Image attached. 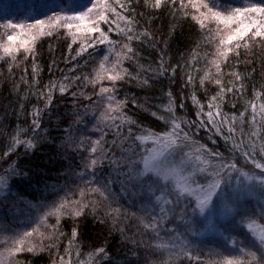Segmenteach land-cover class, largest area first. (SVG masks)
I'll return each instance as SVG.
<instances>
[{
	"label": "trees",
	"instance_id": "trees-1",
	"mask_svg": "<svg viewBox=\"0 0 264 264\" xmlns=\"http://www.w3.org/2000/svg\"><path fill=\"white\" fill-rule=\"evenodd\" d=\"M204 2H211L216 10L225 14L233 8L264 6V0ZM153 3L154 0L147 4L145 0H119V3L108 0L119 15L132 21L129 25L111 11L106 13L108 22H99L100 28L113 43H100L99 33L86 40L84 34L76 33L75 27L71 30L56 27L51 35L37 38L34 55H28L27 59L23 51L15 61L0 52L3 57L0 59V179L8 185L0 193V239L7 240V244L0 242V251L8 253L6 249L14 247L13 239L24 231L50 232L49 226L56 225V217L45 218V214L64 198L80 200L82 188L85 202L98 201L95 211L89 204L78 218H60L59 231L63 235L44 241L45 245L51 243L54 247L38 254L17 252L9 257L8 264H52L53 260L65 255L69 241H72L71 255L65 258L70 259L71 264H228L229 261L257 264L249 254L251 251L257 253L258 264H264L261 258L264 249L253 242L247 230L250 224L257 232L264 228V188L254 181L239 201L229 205L232 209L229 214L223 213L222 206L216 209L209 217L215 224L212 229L206 217H191L187 200L166 206L167 215L158 226L159 236L146 231L140 223L142 219L151 222L153 215H160L163 200L157 202L156 196L169 197L160 184L149 189L154 179L150 175L143 181L128 177L126 173L130 168L125 166V161L129 157L142 161L156 147L151 139L136 140L137 136L168 131L170 125L158 117L170 118L171 114L164 110L170 99L174 101L172 106L177 117L199 123L196 117L199 108L192 100L193 94L207 113L210 97L219 92V87L210 81L201 87L200 78L206 72L213 80L220 78L225 87L234 86L233 92L216 102L221 110L216 120L219 124L224 116L231 120L235 115V134L226 140L229 137L227 126L217 133L216 127L208 124V117L203 115L205 126L193 125L190 129L195 144L182 149L176 160L179 161L183 152H189L188 164L195 172L194 179L206 183L208 177L197 170L195 157L201 155L213 164L218 161L207 153L196 152L197 147L204 146L211 152L221 153L225 162L235 163L240 171L264 176L243 155L248 151L250 156L254 154V159L264 163V155H261L264 114L260 113V105L264 104V40L251 41L249 35L247 47L243 46V41L239 48L234 46L236 42L228 45L232 51L226 59L219 58L221 75L217 77L216 68L210 62L217 59L218 47L223 50L219 44L220 39L227 36L223 25L204 20L190 5L182 8L181 0H174V3L163 0L159 9L152 6ZM86 5L90 6L89 0H0V24L9 21L30 24L74 7L84 10ZM200 11L206 12L203 8ZM245 15L260 19L257 13ZM194 16L197 19H193ZM128 27L133 31L127 34L139 36V39L130 42L126 39L119 29ZM4 31L0 28V43H6ZM125 43L134 51L128 54L131 58L122 59L121 67L127 74L122 73L124 78L116 82L114 95L126 102L123 112L134 123L123 124L118 135L111 120L101 119V113L107 112L108 101L106 94L98 95L101 87H111L112 82L103 79L93 84L85 77L94 78L102 61L110 69L117 60L116 53L124 52L121 46ZM161 61L166 69L163 75L159 74ZM234 74H239L241 79L237 81ZM189 75L193 83L186 85ZM53 82L67 85V91L61 94L59 87H46ZM49 91L50 104L46 99ZM253 103L256 104V123L251 122ZM37 110L40 127L34 132L33 119ZM242 112L243 117L240 116ZM213 113L215 117V109ZM119 123V120L115 122ZM129 127L131 137L127 131ZM17 136L20 139L34 137L35 147L26 150L20 145L9 152ZM101 137L97 153H91L93 142ZM234 144L240 145L239 151ZM95 157H100V163L93 173L86 170V166ZM134 168L142 169V163L135 164ZM21 172L26 176L18 175ZM238 175L239 171L233 172L232 185L235 187L239 183L244 187L240 179L236 181ZM93 179L101 185L109 179L113 181L108 185L107 200L89 193V187L95 184L89 186L86 182ZM223 179L227 182L228 175ZM73 228L78 231L74 240ZM173 242L178 246L171 247ZM161 243L170 246L157 248ZM101 248L105 251L98 253ZM185 252H191V258Z\"/></svg>",
	"mask_w": 264,
	"mask_h": 264
},
{
	"label": "snow or ice",
	"instance_id": "snow-or-ice-1",
	"mask_svg": "<svg viewBox=\"0 0 264 264\" xmlns=\"http://www.w3.org/2000/svg\"><path fill=\"white\" fill-rule=\"evenodd\" d=\"M163 0H154L152 6L159 9L161 7ZM119 3V0H117ZM145 3H149V0H145ZM174 3V0H173ZM89 5H86L84 10L76 12L72 15H61L59 13L54 14L51 17H48L47 20H36L34 23L24 24V23H14V22H6L0 24V28L4 29V36L6 37V43H0V52L3 53L4 57H8L11 60L15 61L17 56L21 51L25 53V59H27L28 55H34V43L38 37L44 35H51L52 30L56 27H64L69 30L75 27L76 33L84 34L85 39L92 37L94 33H99V42L100 43H113L109 36L100 28L99 22H108V16L106 13L111 11L116 14L120 20L125 21L127 24H131L132 21L125 17L119 15L116 12V9L111 7L108 4V0H89ZM190 5L193 9L196 10L197 13L204 20H213L218 24L223 25L224 29L227 30L226 38H222L219 41L220 46H223V50L217 49V59H214L210 63L213 64L216 68V75L219 77L221 75V67L219 58H227L229 52L232 51L228 45H232L235 43V47H241L240 41H243V46L247 47L249 45V40L246 37H249L251 41H255L257 38L264 40V6L251 5L247 8H233L231 12L225 14V12L221 10H216V6L211 2H204V0H188V4H185V0H181V7H186ZM121 8H124V5H120ZM201 8L205 9L206 12H201ZM257 13L260 16V19H253L249 15L245 14ZM193 19H197L196 16ZM248 20V23L244 21ZM203 26V20L199 21ZM236 25L235 27H232ZM119 27V26H117ZM46 29L48 31H46ZM8 30H11L10 32ZM121 32H124L126 35V39L130 42L134 38L139 39V36L128 35L127 33H131L133 29L128 27L126 30L123 28L119 29ZM109 31H112L110 28ZM88 46H92L89 44ZM124 49L123 53H116L117 60L114 62L110 69L105 67V64L102 62L100 64V71L96 73V76L92 79L89 77H85V80H88L90 83H97L102 81L103 79H107L112 82L111 87H101L98 95L106 94L105 98L108 101L106 107L107 112L101 113L102 120H111L115 125L117 134H120L121 126L123 124H133L129 117H127L123 108L125 106V101L118 100L114 95L116 88L115 84L117 81L124 78L123 74H127L126 69H122V59L131 58L128 54L133 53V49L129 43H125L121 46ZM79 55V53H78ZM3 57H0L2 59ZM105 60L108 59L106 56ZM36 69L33 68V72L35 73ZM166 69L164 67L163 61H161L159 74L163 75ZM172 72H175V68L172 69ZM123 73V74H122ZM237 81L241 79L239 74H234ZM79 79V77H77ZM206 81H210L219 87V92L216 96L210 97V102L208 104L209 111L207 113L203 112V105H200L197 100L195 94L192 96V100L194 104H196L199 110L196 113L197 120L199 123L196 124L195 121H187L183 118L177 117L175 115V111L173 108L174 101L170 99L169 106L164 110L171 114L170 118L158 117L159 119L165 120L169 125L168 131L164 133H154L149 132L146 137L137 136L136 140H148L151 139V142L156 145V147L151 150V152L142 158V161H133L130 157L127 161H125V166L130 168V171L126 173L128 177H135L138 179H143L148 177H154L152 182L149 184V189L153 187V185L160 184L164 189L167 190L168 199H164L163 194L160 196H156L157 202L163 200V205L160 206V215H153L151 222H146L143 219L140 221L143 228L148 231H153L157 236H159L158 226L162 222V219L166 217L167 211L166 206L172 204H179L182 201L187 200V209L191 210V217H211L216 209L220 206L223 207V213L225 215L229 214L232 209L229 205L235 201H239L242 198V193L245 191H249L248 184H251L253 181L259 184L262 188H264V176H257L255 174H249L248 172L240 171L237 169L235 163H228L224 161V158L219 152H211L204 146H199L196 148L197 153H207L209 157L215 158L218 163L213 164L210 159H205L201 155H197L195 159L198 161L196 165L197 170L206 174L208 177L206 183H198L195 179V172L190 170L188 160L191 158L189 152H183L179 161L176 160V156L181 153V150L187 147L192 146L195 142L192 140L190 135L191 126L195 125L196 127H204L205 121L201 118L203 115L208 117L207 123L216 127L217 133H220L224 126H227V130L229 133V137L225 139H229L231 136L235 134V120L236 117L233 115L231 120L227 116H224L220 119L219 124H217V117L221 116L220 104L216 103L217 101L223 100L226 93H231L234 90V86L225 87L222 80L220 78L212 79L210 73L206 72L204 76L200 78L201 87L204 86ZM147 84V80L144 81ZM186 85L193 83V77L189 75L186 80ZM48 88L54 89L59 87V91L61 94H64L67 91V85L63 83L57 84L53 82L51 85L46 86ZM237 91L239 89H236ZM171 97V94L169 93ZM47 102L50 104L52 100L51 91L48 92L46 97ZM183 108V104L180 106ZM252 108V123H256V104L253 103L251 105ZM213 109H215V117L213 113ZM260 113L264 114V104L260 105ZM39 110L36 111L35 117L33 119V125L35 132L40 127L39 123ZM155 115V113H153ZM240 116L243 117L244 113H240ZM119 120V124H115V122ZM129 137L132 135V129L128 128ZM129 137H125L127 139ZM103 137L99 140L93 142V146L91 148V153H97V145L101 144ZM23 145L26 150H31L35 147L34 137L28 139H20L18 136L13 138L12 147L9 149V152L14 151L16 147ZM234 147L237 151L240 149V145L234 144ZM9 153H5L8 155ZM245 158L249 163L254 164L256 169H259L261 173H264V163H261L253 158L254 154L250 156L248 151L243 153ZM261 155H264V148L261 149ZM100 163V157L91 158L86 166V170L95 172L96 166ZM119 165V161L116 162ZM137 163H142V169L136 170L134 165ZM232 170V171H229ZM235 171H239L240 177H243L247 184L244 187H240L239 183L237 186L232 185V174ZM228 175V181L225 182L223 176ZM20 176H26V173H18ZM83 175V173H81ZM87 185L95 184V187H89V193L99 194V196L105 200L108 199V185L113 183L111 179L105 182V184L101 185L95 179L89 180L86 182ZM171 184V187H169ZM8 185L3 180L0 179V190L7 189ZM85 195V190L82 188L80 190V200H70L68 198H64L59 204L54 205L46 214L47 216H55L56 217V225L49 226L51 231L47 234L43 232H38L37 229H33L31 231H24L22 234H18L17 237L13 239L14 247L10 249H6L9 256H14L15 253L21 251H28L38 254L39 251H44L45 248L51 249L54 247V244H44L45 240L51 241L54 238L58 239L59 236H62L63 233L59 231V222L62 216H71L73 218L80 217L84 209L92 205L93 211H95L98 201L93 199L89 202H85L83 197ZM186 209V211H187ZM110 215V213H109ZM43 222V220H42ZM185 223H188L186 221ZM248 232L251 235L253 242L258 245L261 249H264V228H261L258 232L255 228L250 224L248 226ZM172 231V230H169ZM78 231L76 228L72 230V238L73 240L77 237ZM177 236L180 234L177 233ZM37 237V240H34L33 237ZM5 243L7 241H4ZM72 245V241H69V247L65 249V255L59 256L56 260H53L52 264H71L70 259H66L65 257H70L71 251L70 246ZM170 245L168 243H161L156 245L157 248H168ZM178 245L175 242L172 243L171 247H177ZM243 251V249H241ZM105 250L103 248L98 249V253H103ZM250 256L253 261H256L258 264V257L255 251H251ZM185 255L191 258V252H185ZM264 258V257H261ZM228 264H233L232 261H229Z\"/></svg>",
	"mask_w": 264,
	"mask_h": 264
},
{
	"label": "rangeland",
	"instance_id": "rangeland-1",
	"mask_svg": "<svg viewBox=\"0 0 264 264\" xmlns=\"http://www.w3.org/2000/svg\"><path fill=\"white\" fill-rule=\"evenodd\" d=\"M82 10L83 9H80L78 7H74V8L68 9L67 11L60 12L59 14H61V15H72V14H74L76 12H79V11H82ZM233 26H236V25H233ZM223 29H224V26H223ZM99 70H100V67H99ZM238 179H240L244 185L247 184V182L244 180V178L243 177H240V175H238V177L236 178V181H238ZM1 191L2 190H0V193H1ZM207 220H208V223H209V225H210V227L212 229L215 226V224L213 223V221L210 218H207ZM209 231H211V230H209ZM4 241H7V240L6 239H0V242L1 243L7 244V242L5 243ZM9 257L10 256H9L8 253L5 254V251L4 250H1L0 251V264H8Z\"/></svg>",
	"mask_w": 264,
	"mask_h": 264
}]
</instances>
